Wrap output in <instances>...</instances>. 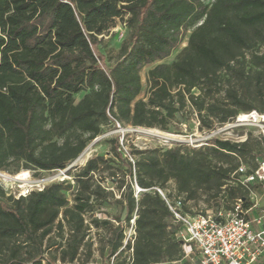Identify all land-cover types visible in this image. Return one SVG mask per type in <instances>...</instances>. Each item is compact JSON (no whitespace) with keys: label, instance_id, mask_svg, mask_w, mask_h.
Segmentation results:
<instances>
[{"label":"trees","instance_id":"trees-1","mask_svg":"<svg viewBox=\"0 0 264 264\" xmlns=\"http://www.w3.org/2000/svg\"><path fill=\"white\" fill-rule=\"evenodd\" d=\"M116 20L127 35L117 51L103 53ZM186 34L174 60L159 62ZM155 62L140 98V71ZM185 109L206 130L240 113H264V0H0V171L62 170L109 123L167 131ZM108 143L110 155L75 166L72 182L17 197L0 184V264H73L89 251L91 228L110 233L107 264L178 260L185 255L179 227L160 195L146 189L172 181L186 209L200 191L221 195L214 212L237 199L248 209L236 170L243 164L249 173L264 159L250 135L198 147H133L129 156L118 137ZM112 185L123 221L135 215L132 244H123L119 217L114 224L93 216L113 198ZM135 186L145 191L135 196Z\"/></svg>","mask_w":264,"mask_h":264},{"label":"rangeland","instance_id":"rangeland-1","mask_svg":"<svg viewBox=\"0 0 264 264\" xmlns=\"http://www.w3.org/2000/svg\"><path fill=\"white\" fill-rule=\"evenodd\" d=\"M206 2L209 0H205ZM127 35V28L120 20H116L115 26L109 30L107 35L103 36L102 43L100 46V51L103 53H111L117 51L122 40ZM187 35L183 38L180 45L174 49L171 54L159 62L170 63L174 60L175 55L179 50L186 44ZM155 63L145 65L140 71L142 89L138 97L146 99L148 95V85L146 82L147 71L152 68ZM196 92V90H194ZM242 114V113H240ZM158 130L164 133H170L171 138L161 137L149 130ZM264 130V122H256L253 124H247L245 122H239L237 117L230 119L227 123L223 125H214L211 130L199 129L197 118L190 109H185L176 113L174 118L171 120L168 125L167 131H162L156 128H147L140 126L124 125L113 126L111 123L104 126L100 135L90 141L84 148L83 157L81 160L78 158L71 163H69L62 170H53L50 172L38 171L31 169H22L19 168L17 171H14L15 166H11L8 171H2L10 176H14L20 172H26L28 175L25 180L10 181L0 179V184L4 188L7 194H11L15 197L19 195H24L32 189H41L44 186L61 180H67L72 182V178L69 174L70 171L74 169L75 166L83 165L88 158L93 155H104L108 156L109 154V143L110 138L118 137L120 150L123 154L129 156V152L133 147L139 149L146 148H169L175 147L176 145H186V146H196L199 144H205L211 142V139H205L208 135L211 138H225L235 141H241L247 136H252L256 138V150L260 154H264V142L260 139V133ZM179 136V137H178ZM169 139V140H168ZM79 155V156H80ZM78 156V157H79ZM123 170V168H120ZM169 186L174 187V182L169 181ZM113 190V198L109 199L106 203L101 206L100 211H95L93 216L98 218L109 219L112 223L116 224V218L119 217L124 225V232H129L128 225L123 221V207L120 203H117L115 199L119 197L120 190L118 191L114 188V185L109 187ZM248 198L253 200V202L258 201V208L255 210L258 211L259 208H264V186L254 185L251 187V192L248 193ZM224 198V197H223ZM223 200H226L225 198ZM221 195L219 197H211L209 194L200 191L195 199H191L187 202V209L194 213H213L214 209L218 204H220ZM226 203L231 205L232 201L227 200ZM225 203V204H226ZM85 218L88 220V215H85ZM110 237V233L107 229L104 228H91L87 240L89 243V251L83 248L80 252V255L75 263L73 264H107V241ZM184 250L188 255L182 256L178 260L163 262L161 264H198L197 259L198 255L196 251H191L192 247L184 246ZM191 251V252H190ZM130 250H125L123 256L126 259L129 258ZM112 263V258H110L109 264ZM59 264V263H57Z\"/></svg>","mask_w":264,"mask_h":264},{"label":"built area","instance_id":"built-area-1","mask_svg":"<svg viewBox=\"0 0 264 264\" xmlns=\"http://www.w3.org/2000/svg\"><path fill=\"white\" fill-rule=\"evenodd\" d=\"M236 117L239 122L247 124L264 122V113L255 111ZM260 134L264 138V130ZM205 139L212 138L208 135ZM236 172L239 173V182L249 193L254 185L264 186V159L249 173H246L243 164L239 165ZM146 190L157 192L164 200L172 224L179 227L174 233L176 239L181 242L183 250L184 246H189L192 247L191 251L197 252L198 264H264V226H261L264 211L258 217L249 218L251 206L243 209L241 199H237L230 210L194 213L185 208L183 196L173 187H151ZM140 191L145 189L135 186L134 195L137 196ZM134 219L135 215L129 220V232L123 231L124 245L134 241ZM184 254L188 255L185 250Z\"/></svg>","mask_w":264,"mask_h":264},{"label":"bare ground","instance_id":"bare-ground-1","mask_svg":"<svg viewBox=\"0 0 264 264\" xmlns=\"http://www.w3.org/2000/svg\"><path fill=\"white\" fill-rule=\"evenodd\" d=\"M149 132H153V133H155V134H157V135H159L161 137H165V138H171L172 136H174V135H171L170 133L160 132V131L155 130V129L154 130H149ZM82 157H83V154L80 155L78 157V159L81 160ZM27 176L28 175L24 171L23 172H20V173H18L16 175H14V176H10V175H8V174L0 171V179H3V180H10V181H18V182H21V181L25 180Z\"/></svg>","mask_w":264,"mask_h":264},{"label":"crops","instance_id":"crops-1","mask_svg":"<svg viewBox=\"0 0 264 264\" xmlns=\"http://www.w3.org/2000/svg\"><path fill=\"white\" fill-rule=\"evenodd\" d=\"M258 206H259L258 201L253 202V200L251 199V209L248 211V217L249 218H255V217H258L259 215L262 214V212L264 211V208L263 209L259 208V210L255 212V210L258 208ZM262 221H263L262 222L263 225L261 224V226H264V219H262Z\"/></svg>","mask_w":264,"mask_h":264},{"label":"water","instance_id":"water-1","mask_svg":"<svg viewBox=\"0 0 264 264\" xmlns=\"http://www.w3.org/2000/svg\"><path fill=\"white\" fill-rule=\"evenodd\" d=\"M181 243V242H180Z\"/></svg>","mask_w":264,"mask_h":264}]
</instances>
